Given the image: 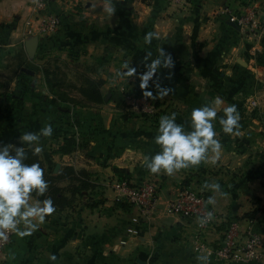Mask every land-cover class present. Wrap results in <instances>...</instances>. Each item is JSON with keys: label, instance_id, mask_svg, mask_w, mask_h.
<instances>
[{"label": "crops", "instance_id": "0c3cea01", "mask_svg": "<svg viewBox=\"0 0 264 264\" xmlns=\"http://www.w3.org/2000/svg\"><path fill=\"white\" fill-rule=\"evenodd\" d=\"M37 1L0 0V147L22 146L23 133H39L50 124L52 136L24 147L40 146V157L54 174L72 166L95 186L56 209L31 234H15L1 264H204L201 256L208 257L206 264H264V248L261 261L247 263L199 253L195 222L164 211L169 199L191 186L222 219L237 218L264 238V0H113L112 16L103 10L105 0H48L62 17L61 27L30 37L27 22ZM248 2L259 6L260 32L237 22V9ZM149 32L159 38L146 44ZM35 37L39 45L30 54L27 43ZM160 49L171 55L173 67H161L143 88L138 72L148 71ZM125 64L136 68L134 76L118 75L127 71ZM45 70L61 72L62 97L53 93ZM88 78L102 82V103L80 93ZM128 87L151 92L161 107L156 120L128 110L123 101ZM163 89L169 90L166 95ZM217 97L220 106L213 103ZM252 100L259 103L255 109ZM204 105L217 107L213 124L220 158L173 175L152 173L147 161L161 151L155 143L160 118L175 113L177 123L189 128L192 110ZM230 105L240 113L239 135L225 134L219 123ZM67 135L83 147L55 153L53 147ZM124 179L132 185L157 183L158 207L149 218L122 198ZM214 183L219 192L206 187ZM73 185L60 183L68 197ZM224 227L201 235L213 247Z\"/></svg>", "mask_w": 264, "mask_h": 264}, {"label": "clouds", "instance_id": "9594fccd", "mask_svg": "<svg viewBox=\"0 0 264 264\" xmlns=\"http://www.w3.org/2000/svg\"><path fill=\"white\" fill-rule=\"evenodd\" d=\"M103 10L109 16L114 15L116 8L113 0H105ZM158 39L156 33L149 32L145 35L144 41L150 44L153 39ZM152 53L148 52L146 60L151 59ZM123 73L132 77L136 73V68L125 64ZM173 67L171 55H166L160 49L159 58L151 59L147 64L148 71L142 75L143 88H147L149 81L161 69ZM166 95L168 89H163ZM151 95V92H149ZM213 103L216 106L222 105L223 101L217 97ZM224 115L220 117L219 123L225 134L239 135L241 127L240 113L235 105H230L223 109ZM217 118V107L204 105L194 108L191 112L189 128L177 123L176 114L164 115L159 120L158 133L155 143L161 151L147 161V168L154 174L163 171L167 175H173L181 169L199 166L202 162L216 163L220 158L222 148L221 142L216 138L217 133L213 121ZM53 134L52 126L46 125L39 133L26 132L20 137L21 145L17 147L7 144L0 147V238L7 239L9 232L23 237L31 234L38 225L43 224L47 216L55 212L53 200L49 197L41 201H32V194L43 196L49 188V183L45 179L44 169L39 163H25L27 153L24 145H39L41 136L50 137ZM42 151L40 146L33 149L34 154ZM14 153V154H13ZM215 192L220 191L219 183L206 185ZM209 203H215L213 199ZM213 214L209 212L200 219L201 225L212 219ZM22 226V227H21ZM55 261V255L50 257ZM198 259L206 264L208 257L201 256Z\"/></svg>", "mask_w": 264, "mask_h": 264}, {"label": "built area", "instance_id": "2783aa9c", "mask_svg": "<svg viewBox=\"0 0 264 264\" xmlns=\"http://www.w3.org/2000/svg\"><path fill=\"white\" fill-rule=\"evenodd\" d=\"M187 0H177L185 3ZM261 12L257 5H241L236 16L238 24L247 31L260 32L263 28ZM62 24V17L50 9L48 0H38L35 4V15L33 20L27 22V36H45L55 33ZM123 101L129 111L145 116L155 117L159 114L161 107L159 102L151 95L144 92L125 90ZM252 109L259 106L257 100L250 103ZM122 198L136 207L141 216L149 218L157 209L159 196L158 185L154 181H144L132 185L127 179L119 182ZM164 211L170 215H180L192 219L199 233L194 238L195 248L199 253L213 255L222 262H253L261 261L264 248V238L254 231L250 226H244L237 218L222 219L208 204L206 196L191 186L181 188L178 193L167 201ZM209 212L213 214L212 219L201 225L200 219ZM225 223L222 239L215 245L210 246L201 232L209 230L214 226ZM15 233L9 232L7 239L0 238V264L14 240Z\"/></svg>", "mask_w": 264, "mask_h": 264}, {"label": "trees", "instance_id": "16d2710c", "mask_svg": "<svg viewBox=\"0 0 264 264\" xmlns=\"http://www.w3.org/2000/svg\"><path fill=\"white\" fill-rule=\"evenodd\" d=\"M45 76L47 78V83L52 89L55 95L62 97L61 87H62V75L61 72H49L45 70ZM101 81H95L90 78L85 80V83L79 88L80 93L92 103H102L104 101V95L101 91ZM157 116V115H156ZM155 117H150L151 120H156ZM149 118V117H146ZM83 147L81 142H78L75 136L67 135L63 137L62 142L58 141L53 147V151L59 154H69L78 148ZM34 148H25L27 153V159L25 163H39L40 166L44 169L45 179L49 183L48 191L43 196H37L35 193L32 194L33 197L37 198L41 202L44 199L51 198L56 209L63 210L73 204L75 197L78 193L89 188H93L95 185L91 182L89 175L80 171L77 172L72 166H64L58 174H54L53 171H49L43 160L40 157V154L33 153ZM14 154V153H13ZM65 180H71L74 182L73 187L71 188V197L66 196V190L60 186ZM76 181V182H75ZM93 205V204H92ZM50 217L47 216V218Z\"/></svg>", "mask_w": 264, "mask_h": 264}, {"label": "water", "instance_id": "95a60500", "mask_svg": "<svg viewBox=\"0 0 264 264\" xmlns=\"http://www.w3.org/2000/svg\"><path fill=\"white\" fill-rule=\"evenodd\" d=\"M38 45H39V39L38 37H35L27 43V50L29 51L30 54H35Z\"/></svg>", "mask_w": 264, "mask_h": 264}, {"label": "rangeland", "instance_id": "374dc122", "mask_svg": "<svg viewBox=\"0 0 264 264\" xmlns=\"http://www.w3.org/2000/svg\"><path fill=\"white\" fill-rule=\"evenodd\" d=\"M246 4H247V5H252L253 2H248V3H246ZM255 5H256V4H255ZM257 6H258V5H257ZM258 7H259V6H258ZM237 12H239V9H237ZM141 74H142V72L139 71V72H138V76H139V77H142ZM140 75H141V76H140ZM125 90H131V91H134V92H142V91H139V90H136V89H133V88L130 89L129 87L126 88ZM123 94H124V90H123Z\"/></svg>", "mask_w": 264, "mask_h": 264}]
</instances>
